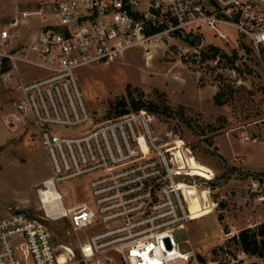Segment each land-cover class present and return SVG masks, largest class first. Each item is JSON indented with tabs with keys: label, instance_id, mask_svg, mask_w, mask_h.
<instances>
[{
	"label": "built area",
	"instance_id": "built-area-1",
	"mask_svg": "<svg viewBox=\"0 0 264 264\" xmlns=\"http://www.w3.org/2000/svg\"><path fill=\"white\" fill-rule=\"evenodd\" d=\"M14 14L0 28V88L17 95L5 124L31 125L50 168L44 183L53 189L89 177L92 206L62 205L61 216L42 209L46 219H67L75 249L55 244L42 216L16 211L0 218V264H247L237 231L222 230L207 255L175 241L174 232L196 220L190 188L204 190L217 207L208 186L212 172L192 175L191 148L152 129L145 109L97 120L77 70L118 61L123 50L162 36L181 41L183 53L197 59L203 26L224 43L247 39L264 71V0H36ZM28 18L36 23L20 25ZM188 34L200 36L199 47L184 42ZM261 110L246 124L255 132L239 131L242 141L264 142V104Z\"/></svg>",
	"mask_w": 264,
	"mask_h": 264
},
{
	"label": "rangeland",
	"instance_id": "rangeland-1",
	"mask_svg": "<svg viewBox=\"0 0 264 264\" xmlns=\"http://www.w3.org/2000/svg\"><path fill=\"white\" fill-rule=\"evenodd\" d=\"M35 1L0 0V28L15 16L14 9ZM35 23L34 18H28L20 25ZM227 32L234 40L236 33L232 29ZM200 33L204 47L197 59L183 53L186 46L181 41L162 36L148 46V54L129 51L108 65L79 68L77 79L87 107L97 120L115 117L120 109L115 103L123 97L129 111H135L128 95L166 108L163 113H149L152 129L176 135L191 148L196 158L191 164L192 175L208 178L212 172L208 186L214 191L212 200L218 203L213 209L204 190L189 189L195 193L190 208L196 220L175 231L174 239L183 248L207 255L219 245L222 230L239 233L263 219L264 142H244L239 131L255 132L254 125L246 124L262 115L264 71L247 39L224 43L203 26ZM210 46L218 49L215 57H211ZM203 53L209 57L204 58ZM29 72L35 77L42 75L35 69ZM217 93L224 104L214 103ZM16 99V93L0 88V218L16 211L33 218L42 216L55 244L75 249L77 241L66 233L67 219L52 221L43 214L37 191L51 173L32 135L33 128L26 120L15 127L5 124ZM199 177L195 179L199 181ZM88 181L89 177H83L60 186L64 207L80 203L92 206ZM228 250L235 254L236 243L229 242ZM244 258L247 264H264L255 256L245 254Z\"/></svg>",
	"mask_w": 264,
	"mask_h": 264
},
{
	"label": "trees",
	"instance_id": "trees-1",
	"mask_svg": "<svg viewBox=\"0 0 264 264\" xmlns=\"http://www.w3.org/2000/svg\"><path fill=\"white\" fill-rule=\"evenodd\" d=\"M211 54V57H215L217 55L218 49L214 46L209 47ZM203 57L207 58L209 57L208 53H203ZM130 93V92H129ZM129 97V103L130 106L133 108V110H139V109H145L149 113H163L164 109H161L160 105L158 103H152L147 102L144 103L140 99L135 100L131 95H128ZM224 100H221V94L217 93L214 95V103L216 105H222L224 104ZM115 106H119L120 109L117 111V115H121L123 113H126L129 111L127 108V102L126 98L119 99ZM238 244L241 248V250L250 256H255L262 260L264 263V220H262L259 224H257L253 228H244L239 231L238 233ZM256 264V263H253Z\"/></svg>",
	"mask_w": 264,
	"mask_h": 264
},
{
	"label": "bare ground",
	"instance_id": "bare-ground-1",
	"mask_svg": "<svg viewBox=\"0 0 264 264\" xmlns=\"http://www.w3.org/2000/svg\"><path fill=\"white\" fill-rule=\"evenodd\" d=\"M152 42L153 41H150L147 43H140L138 45H133V46L123 50L119 55V59L122 58L129 51H134V50H142L143 52L148 54V52H149L148 46L150 44H152ZM105 65H108V62H106ZM43 186H44L45 190L44 189L41 190L40 195L38 196L41 198L40 203H41L43 209L45 210V212L48 215H49L50 211H52L56 215L59 214V216H61L63 206H64L63 205V194L60 193L58 190L53 189L50 185V182H45L43 184ZM190 189H192V188H190ZM59 197H60V200H59Z\"/></svg>",
	"mask_w": 264,
	"mask_h": 264
},
{
	"label": "water",
	"instance_id": "water-1",
	"mask_svg": "<svg viewBox=\"0 0 264 264\" xmlns=\"http://www.w3.org/2000/svg\"><path fill=\"white\" fill-rule=\"evenodd\" d=\"M184 42L188 43L191 47H199L201 44V38L199 35L188 34L184 37Z\"/></svg>",
	"mask_w": 264,
	"mask_h": 264
},
{
	"label": "crops",
	"instance_id": "crops-1",
	"mask_svg": "<svg viewBox=\"0 0 264 264\" xmlns=\"http://www.w3.org/2000/svg\"><path fill=\"white\" fill-rule=\"evenodd\" d=\"M262 220H264V214H263V219H262ZM262 220H261V221H262ZM261 221H260V222H261Z\"/></svg>",
	"mask_w": 264,
	"mask_h": 264
}]
</instances>
